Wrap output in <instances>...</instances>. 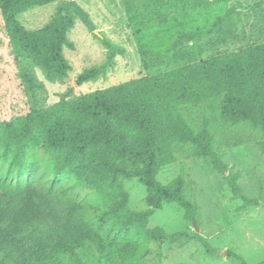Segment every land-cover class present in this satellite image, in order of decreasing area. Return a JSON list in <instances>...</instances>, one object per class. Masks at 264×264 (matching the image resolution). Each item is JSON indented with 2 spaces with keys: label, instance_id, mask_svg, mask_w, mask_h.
I'll return each instance as SVG.
<instances>
[{
  "label": "trees",
  "instance_id": "trees-1",
  "mask_svg": "<svg viewBox=\"0 0 264 264\" xmlns=\"http://www.w3.org/2000/svg\"><path fill=\"white\" fill-rule=\"evenodd\" d=\"M63 1L0 0L7 35L58 84L72 71L63 51L75 50L69 39L75 15L95 31L89 15L70 0L38 31L18 18ZM209 1L122 0L145 76L79 96L69 89L53 105L0 120V264H152L153 244L169 238L161 227L149 228L153 210L175 204L200 226L187 166L167 185L157 179L182 158H209L232 194L244 197L241 172L224 158L232 146L249 143L264 157V41L191 61L203 51L200 41L232 16L218 14ZM105 45V61L80 74L77 87L114 71L124 51L109 40ZM20 77L30 97L47 95L28 67ZM196 109L203 111L200 127L188 118ZM214 121L237 141L219 136ZM122 178L147 189L149 210L130 208Z\"/></svg>",
  "mask_w": 264,
  "mask_h": 264
},
{
  "label": "rangeland",
  "instance_id": "rangeland-1",
  "mask_svg": "<svg viewBox=\"0 0 264 264\" xmlns=\"http://www.w3.org/2000/svg\"><path fill=\"white\" fill-rule=\"evenodd\" d=\"M85 11L95 31L74 13L75 27L69 34L75 50L64 49V57L72 66L64 84L50 83L43 68L31 57L23 55L15 41L7 35L0 10V120L9 121L30 113L36 105H53L63 94L73 89L72 96L110 88L145 74L139 50L133 39L132 24L122 0H72ZM69 1L34 7L20 15L18 20L30 31L42 29L57 14L60 7L67 8ZM218 14L231 11L232 16L211 37L200 41L201 55L195 51L191 61L214 55L238 52L257 42L264 41V0H210ZM68 10H65V14ZM124 51L116 57V67L106 79L77 87L75 80L85 70L92 69L106 59L105 41ZM185 54L187 50L183 49ZM28 67L47 87V95L30 97L20 77L21 67ZM46 98L45 103L37 102ZM189 120L195 127L203 124V111H189ZM211 118L215 119L212 115ZM214 131L231 143L238 135L220 127L214 121ZM226 164L240 171L239 185L244 197H235L223 175L213 167L209 158H182L165 167L158 176L163 185L178 178L187 166V172L196 183L195 196L201 206L199 229L184 218V210L175 204H165L153 210L149 228L161 227L168 239L153 244L152 264H261L264 262V157L255 143L232 146L224 158ZM130 208L147 211V189L138 180L122 178ZM254 200L246 202L244 198ZM197 235L206 239L202 244ZM211 253L208 252V249ZM237 256V257H236Z\"/></svg>",
  "mask_w": 264,
  "mask_h": 264
},
{
  "label": "water",
  "instance_id": "water-1",
  "mask_svg": "<svg viewBox=\"0 0 264 264\" xmlns=\"http://www.w3.org/2000/svg\"><path fill=\"white\" fill-rule=\"evenodd\" d=\"M194 224H195V226H196V229L198 230V229H199V227L197 226V223H196V222H194Z\"/></svg>",
  "mask_w": 264,
  "mask_h": 264
},
{
  "label": "crops",
  "instance_id": "crops-1",
  "mask_svg": "<svg viewBox=\"0 0 264 264\" xmlns=\"http://www.w3.org/2000/svg\"><path fill=\"white\" fill-rule=\"evenodd\" d=\"M145 75H146V73H145L143 76H145ZM143 76H142V77H143Z\"/></svg>",
  "mask_w": 264,
  "mask_h": 264
}]
</instances>
